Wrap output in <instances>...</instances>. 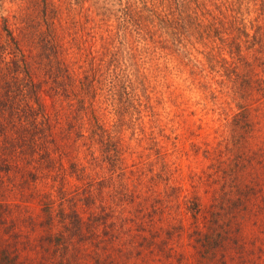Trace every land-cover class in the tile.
Returning a JSON list of instances; mask_svg holds the SVG:
<instances>
[{
    "label": "rangeland",
    "instance_id": "rangeland-1",
    "mask_svg": "<svg viewBox=\"0 0 264 264\" xmlns=\"http://www.w3.org/2000/svg\"><path fill=\"white\" fill-rule=\"evenodd\" d=\"M91 1L75 21L83 23ZM15 4H5L3 14H17ZM25 5L23 15L35 19L37 0ZM35 34L33 26L22 43L32 56ZM31 60L41 80V63ZM251 63L257 74L259 61ZM197 81L203 71L193 82L186 71H172L164 93L172 91L173 102L156 103V91L151 116L120 111L121 125L110 137L118 151L106 153L96 133L86 136L95 128L93 112L86 123L83 109L64 96L51 100L46 91L45 146L53 168L42 173L41 124L38 130L16 120L4 125L11 149L0 146V264H264V96L254 102L247 96L251 131L236 139L225 126L234 107L226 117L204 111ZM38 95L41 102V88ZM94 107L109 127L110 106ZM71 124L86 137L73 141ZM19 132L24 143L35 139L31 150L13 145ZM70 162L83 175H69Z\"/></svg>",
    "mask_w": 264,
    "mask_h": 264
},
{
    "label": "trees",
    "instance_id": "trees-1",
    "mask_svg": "<svg viewBox=\"0 0 264 264\" xmlns=\"http://www.w3.org/2000/svg\"><path fill=\"white\" fill-rule=\"evenodd\" d=\"M12 1H17V14H3L4 5ZM25 1L0 0V130L13 120L33 130L41 124V173L53 168L45 146L46 91L51 100L64 96L83 109L86 123L93 112L97 128L88 127L86 136L96 133L102 153L110 147L118 151L110 137L121 125L120 111H134L137 118L151 116L150 95L156 91V103L173 102L172 91L164 93L172 85L167 82L172 71H186L192 82L203 71V81H197L203 110L226 117L234 107L225 121L229 134L237 139L251 131L245 115L247 96H254L252 102L264 96V0H92L80 15L83 23L75 21V14L89 0H37L32 20L23 15ZM33 26L36 56L22 48ZM247 54L259 61L257 74L251 73ZM32 57L41 63V80L32 72ZM96 102L109 105L115 115L109 127L95 116ZM70 130L76 134L73 141L86 137L78 124H71ZM0 135V146L11 149L3 132ZM32 141V146L25 142L29 150L36 144ZM12 143L24 147L21 132ZM76 166L70 162L67 173L78 178L83 172Z\"/></svg>",
    "mask_w": 264,
    "mask_h": 264
}]
</instances>
